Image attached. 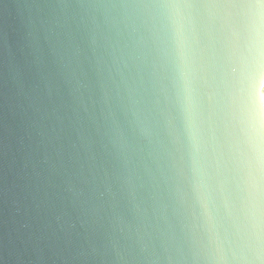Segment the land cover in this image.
Listing matches in <instances>:
<instances>
[{"label":"water","instance_id":"95a60500","mask_svg":"<svg viewBox=\"0 0 264 264\" xmlns=\"http://www.w3.org/2000/svg\"><path fill=\"white\" fill-rule=\"evenodd\" d=\"M264 0H0V264H264Z\"/></svg>","mask_w":264,"mask_h":264},{"label":"clouds","instance_id":"9594fccd","mask_svg":"<svg viewBox=\"0 0 264 264\" xmlns=\"http://www.w3.org/2000/svg\"><path fill=\"white\" fill-rule=\"evenodd\" d=\"M259 95L264 98V87H261ZM262 114H264V110H262Z\"/></svg>","mask_w":264,"mask_h":264}]
</instances>
